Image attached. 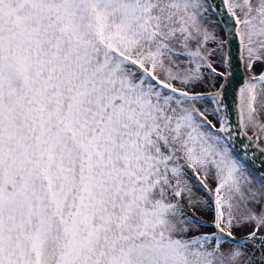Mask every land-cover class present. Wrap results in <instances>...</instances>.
<instances>
[{"label":"snow or ice","instance_id":"snow-or-ice-1","mask_svg":"<svg viewBox=\"0 0 264 264\" xmlns=\"http://www.w3.org/2000/svg\"><path fill=\"white\" fill-rule=\"evenodd\" d=\"M0 264H264V0H0Z\"/></svg>","mask_w":264,"mask_h":264}]
</instances>
